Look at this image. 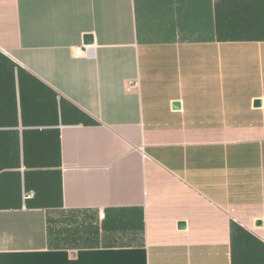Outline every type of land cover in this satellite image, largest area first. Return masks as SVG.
<instances>
[{"label": "crops", "instance_id": "1", "mask_svg": "<svg viewBox=\"0 0 264 264\" xmlns=\"http://www.w3.org/2000/svg\"><path fill=\"white\" fill-rule=\"evenodd\" d=\"M0 264H264V0H0Z\"/></svg>", "mask_w": 264, "mask_h": 264}, {"label": "built area", "instance_id": "2", "mask_svg": "<svg viewBox=\"0 0 264 264\" xmlns=\"http://www.w3.org/2000/svg\"><path fill=\"white\" fill-rule=\"evenodd\" d=\"M73 51V55L76 57V58H83L85 56H87L88 54V47L86 46H83V47H75L72 49ZM135 86L132 85L129 89H133ZM31 196V195H30ZM30 196H26L27 197H30ZM100 216L102 217V214H100Z\"/></svg>", "mask_w": 264, "mask_h": 264}, {"label": "water", "instance_id": "3", "mask_svg": "<svg viewBox=\"0 0 264 264\" xmlns=\"http://www.w3.org/2000/svg\"><path fill=\"white\" fill-rule=\"evenodd\" d=\"M91 42H92L91 37H87V38H85V44L90 45ZM176 106H177V105H176ZM180 226H183V225H180Z\"/></svg>", "mask_w": 264, "mask_h": 264}]
</instances>
